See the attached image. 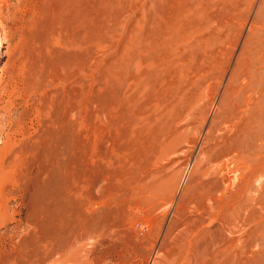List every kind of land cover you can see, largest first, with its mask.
I'll list each match as a JSON object with an SVG mask.
<instances>
[{
  "label": "rangeland",
  "instance_id": "rangeland-1",
  "mask_svg": "<svg viewBox=\"0 0 264 264\" xmlns=\"http://www.w3.org/2000/svg\"><path fill=\"white\" fill-rule=\"evenodd\" d=\"M78 3L0 0V264H264V0Z\"/></svg>",
  "mask_w": 264,
  "mask_h": 264
},
{
  "label": "bare ground",
  "instance_id": "bare-ground-1",
  "mask_svg": "<svg viewBox=\"0 0 264 264\" xmlns=\"http://www.w3.org/2000/svg\"><path fill=\"white\" fill-rule=\"evenodd\" d=\"M64 1V0H63ZM78 2L80 3V0H78ZM78 3V4H79ZM64 4V3H63ZM66 4V2H65ZM78 6H81L78 5ZM62 11L64 12L63 8H61ZM65 9V8H64ZM79 9V8H78ZM81 9V8H80ZM66 10V9H65ZM68 10H66L65 14H67ZM81 11V10H80ZM62 12V13H63ZM61 13V14H62ZM64 14V13H63ZM63 14L61 16H63ZM64 14V15H65ZM66 17V15H65ZM60 19V18H59ZM65 19V18H64ZM4 39V38H3ZM5 40V39H4ZM3 42L2 39L0 38V43ZM4 43V42H3ZM7 44V41H6ZM7 55V53H6ZM248 116V115H247ZM243 122V138L239 139V141L237 142V144L241 147H243V143L245 142V140H247L248 138H250V136L252 135V123L253 121L248 120L246 117L243 118L242 120ZM255 131V130H254ZM48 133V132H47ZM48 135L45 139V144L42 147V154L45 155L46 158H48L49 160V164L51 165V169H50V175L52 176H59V178L62 177L63 171L65 170L64 167V159L67 155L68 152V146L65 142H60V143H56L55 145H50V135L52 136V133L49 132ZM240 148V147H239ZM41 154V153H40ZM48 169V168H47Z\"/></svg>",
  "mask_w": 264,
  "mask_h": 264
}]
</instances>
